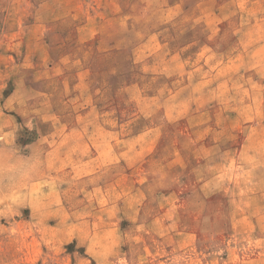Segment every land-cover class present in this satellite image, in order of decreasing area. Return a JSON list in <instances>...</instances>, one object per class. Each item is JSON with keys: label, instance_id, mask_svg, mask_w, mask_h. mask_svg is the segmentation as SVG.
<instances>
[{"label": "rangeland", "instance_id": "374dc122", "mask_svg": "<svg viewBox=\"0 0 264 264\" xmlns=\"http://www.w3.org/2000/svg\"><path fill=\"white\" fill-rule=\"evenodd\" d=\"M61 1L0 0V264H264V0Z\"/></svg>", "mask_w": 264, "mask_h": 264}, {"label": "crops", "instance_id": "0c3cea01", "mask_svg": "<svg viewBox=\"0 0 264 264\" xmlns=\"http://www.w3.org/2000/svg\"><path fill=\"white\" fill-rule=\"evenodd\" d=\"M98 1L99 0H62L61 4L55 3L49 9L53 10V11H55V10H62V11L64 10L65 11V10L70 9V10H72V12H75L72 14L74 19L78 20L79 23H81L82 21H85L87 23L88 19L92 16V15H90L91 13L94 14V12H97L98 8L102 9L103 6L98 4ZM112 2L116 6L117 12L125 11L124 0H112ZM71 3H74V5ZM65 5H67L69 7H67ZM146 7L148 8V6H146ZM26 8H27V4L25 2L24 3L21 2L20 10L23 11ZM135 9H137V8H135ZM105 10L107 11V7H105ZM93 22L94 23L96 22V18H94ZM76 24H77V22H76Z\"/></svg>", "mask_w": 264, "mask_h": 264}]
</instances>
